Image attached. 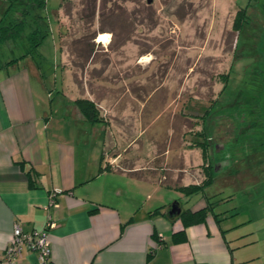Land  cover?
Listing matches in <instances>:
<instances>
[{"label":"crops","instance_id":"crops-1","mask_svg":"<svg viewBox=\"0 0 264 264\" xmlns=\"http://www.w3.org/2000/svg\"><path fill=\"white\" fill-rule=\"evenodd\" d=\"M223 30L215 37L222 44ZM110 43H103L104 64L92 59L85 64L104 68L86 71L84 84L79 77L81 88L74 82L72 96L62 69L60 90L56 96L48 90L45 99L32 85V73H39L30 68L29 57L0 67V259L16 223L24 231L42 229L49 217L54 224L48 228L45 264H264V151L254 147L246 159L227 160L225 139L210 143L209 133L200 150L194 148L193 133L184 129L194 119L208 123L209 110L189 109V115L176 110L179 104L193 106V98L202 100L208 79L194 89L191 76L182 80L171 67L161 70V59L150 58L148 49L132 47L123 58L125 44ZM234 59L227 79L214 84L218 96ZM109 66L123 67L125 74H108ZM183 84L188 88L181 90ZM183 91L188 100L175 99ZM76 97L91 100L100 120H86ZM202 163L212 166L213 182L239 190L240 198L222 197L203 222L187 226L153 213L198 195L184 196L178 188L198 182L195 168ZM167 190L182 196L168 199ZM50 196L55 205L48 206ZM205 204L199 195L187 208ZM16 264L41 263L37 251L23 245Z\"/></svg>","mask_w":264,"mask_h":264},{"label":"rangeland","instance_id":"rangeland-1","mask_svg":"<svg viewBox=\"0 0 264 264\" xmlns=\"http://www.w3.org/2000/svg\"><path fill=\"white\" fill-rule=\"evenodd\" d=\"M9 3V0H0V19L4 16V22L12 18L21 20V3L13 4L6 14ZM238 8H246L247 17L243 26L235 30L231 22ZM33 14L41 16L38 24L42 29L46 24L49 26L43 29L46 35L34 52L33 59L37 63L30 58L27 61L32 71L39 73H32V85L42 91L45 99L48 90L54 96L60 90L61 69L68 74L66 91L72 96L74 82L81 88L79 77L84 84L86 71L94 74L104 68L99 63L92 68L85 64L91 59L104 64L101 57L108 51L104 50L103 43L107 45L111 39L109 46L113 48L119 42L125 44L121 48L123 58L124 52H132V47H137L138 52L148 49L150 58L161 59L158 62L161 70L171 67L179 75L182 73V80L191 76L194 89L208 79V91L202 94V100L193 98L190 102L193 106L184 109L179 104L176 110L180 115H189V109L193 111L191 114H204L209 110L208 123L196 124L194 119L184 129L187 134L193 133L190 141L194 148L200 150V140L206 139L209 132L213 138L210 143L225 139L223 150L227 160L232 156L246 159L254 147L264 151V0L250 3L249 0H45L42 8L31 11L23 34L15 42L10 37L0 43V62L25 50V35L35 25ZM223 28L224 44L222 40L221 43L215 40ZM99 32L104 33L101 40ZM205 38L209 40L203 50L200 46ZM232 59L226 88L218 96L213 90L214 84L227 79ZM220 67L224 68L225 76ZM244 67L247 72H243ZM119 68L117 71L115 66H109L107 72L115 77L124 75L123 67ZM182 86L181 90L188 88L186 84ZM187 91L178 93L175 99L187 101ZM195 94L200 96L199 91ZM83 129L89 131V128ZM166 132L169 133L167 129ZM252 135L256 136L255 140ZM203 163L195 168L199 173L198 182L206 172ZM167 191L168 199L182 196L178 191ZM204 193L215 209L217 199L230 194L238 199L241 196L239 190L218 182L208 185ZM199 195L191 200L182 198L181 208L191 206Z\"/></svg>","mask_w":264,"mask_h":264},{"label":"trees","instance_id":"trees-1","mask_svg":"<svg viewBox=\"0 0 264 264\" xmlns=\"http://www.w3.org/2000/svg\"><path fill=\"white\" fill-rule=\"evenodd\" d=\"M10 3L7 6V9L5 10L6 14L9 12L10 8L13 4L16 2L21 3L22 8L20 15L21 20H16L14 18L8 20L7 22H4L5 17L3 16L0 19V43H3L6 39L13 38L14 42L18 37H20L23 34L26 20L31 15V11L34 9H40L44 6L45 0H9ZM251 0H249V3ZM14 6V5H13ZM34 18L32 22H35V25L31 30H29L25 35L26 40V48L25 50L18 56L8 58L0 63V67H5L7 65L13 64L18 62L20 59H23L24 57H29L31 60H34V52L38 48V46L41 43L42 38L46 35L45 31L49 26L46 24L43 29L40 27V15L33 14ZM247 14H246V8H238L233 21H232V28L235 30H239L243 26V22L246 20ZM14 19V20H13ZM35 61V60H34ZM36 62V61H35ZM37 63V62H36ZM74 103L84 116V118L90 122L98 121L100 120L99 112L96 107V105L89 99L86 98H77L74 100ZM209 133V132H208ZM208 143V142H207ZM203 160L206 158L205 152H202ZM209 168V169H208ZM101 169V167H100ZM30 171V169H29ZM206 172L203 173V177L199 182L189 183L184 186H180L178 189L183 193L184 196H190L192 194H200L203 196L206 204L203 207H200L198 209L192 210L190 208L183 209L181 208L180 204L181 202L179 200H175L174 203L178 206L179 211L170 213V208L172 203L170 204H163L158 207H156L153 210V213H163L167 215L170 219L173 218H179L182 225L187 226L190 224H196L203 222L207 215L209 213H212V209L214 208V204L211 203L208 200V196L205 195L204 190L208 185H211L213 183V173H212V166L209 164L206 169ZM32 185V183H31ZM219 200H222V197L217 199L216 204ZM216 214V213H214ZM151 254V252H150Z\"/></svg>","mask_w":264,"mask_h":264},{"label":"built area","instance_id":"built-area-1","mask_svg":"<svg viewBox=\"0 0 264 264\" xmlns=\"http://www.w3.org/2000/svg\"><path fill=\"white\" fill-rule=\"evenodd\" d=\"M55 205L53 196H50L48 206ZM54 223L48 217L45 227L24 231L19 223L13 227L11 241L5 248L4 256L0 259V264H16L22 246L37 251L38 263L45 264L50 257V243L48 240V228ZM157 246H161L160 243Z\"/></svg>","mask_w":264,"mask_h":264},{"label":"water","instance_id":"water-1","mask_svg":"<svg viewBox=\"0 0 264 264\" xmlns=\"http://www.w3.org/2000/svg\"><path fill=\"white\" fill-rule=\"evenodd\" d=\"M179 211V208L178 206L175 204V203H172L171 205V208H170V213H173V212H178Z\"/></svg>","mask_w":264,"mask_h":264},{"label":"bare ground","instance_id":"bare-ground-1","mask_svg":"<svg viewBox=\"0 0 264 264\" xmlns=\"http://www.w3.org/2000/svg\"><path fill=\"white\" fill-rule=\"evenodd\" d=\"M104 37V33L103 34H99V39L101 40Z\"/></svg>","mask_w":264,"mask_h":264}]
</instances>
